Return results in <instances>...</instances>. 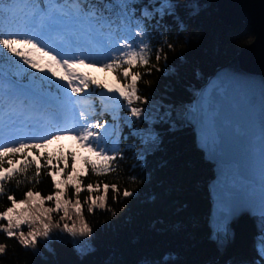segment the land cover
I'll return each instance as SVG.
<instances>
[{
    "label": "trees",
    "instance_id": "1",
    "mask_svg": "<svg viewBox=\"0 0 264 264\" xmlns=\"http://www.w3.org/2000/svg\"><path fill=\"white\" fill-rule=\"evenodd\" d=\"M217 4L218 0H136L152 33L150 64L131 69L141 73L137 86L142 100L132 106L142 112L132 116L122 100L123 147L115 170L98 176L84 161L77 165L75 176L82 189L78 196L74 184L63 183L71 174L69 162L67 168L44 165L41 176L32 166L10 181L0 196V214L13 206L9 196L17 201V212L22 211L19 201L27 198L28 191L36 202L52 195L53 201L44 200L46 208H55L57 191L62 192V202L72 203L67 205L68 216L53 212L50 221L45 217L31 223L33 231L42 232L43 223L51 229L48 237L38 236L34 244L19 241V232L27 235L29 225L13 229L17 235L8 237L7 220L0 219V245L5 248L0 264H211L217 260L209 227V183L214 172L197 149L185 115L207 80L254 38L245 24L227 27ZM101 78L113 80L111 88L125 83L122 73L118 77L111 69L102 70ZM89 104L92 107L91 100ZM53 177L61 182V189L55 188ZM104 184L116 185L119 193L110 187L105 194ZM125 190L132 194L124 197ZM101 195H106L105 207H99L98 201L93 206L91 201ZM77 199L80 214L74 207ZM81 221L90 232L79 233ZM65 224H74L76 234L65 231Z\"/></svg>",
    "mask_w": 264,
    "mask_h": 264
},
{
    "label": "water",
    "instance_id": "2",
    "mask_svg": "<svg viewBox=\"0 0 264 264\" xmlns=\"http://www.w3.org/2000/svg\"><path fill=\"white\" fill-rule=\"evenodd\" d=\"M220 20L253 41L219 67L185 115L212 166L211 264L264 261V0H218Z\"/></svg>",
    "mask_w": 264,
    "mask_h": 264
},
{
    "label": "snow or ice",
    "instance_id": "3",
    "mask_svg": "<svg viewBox=\"0 0 264 264\" xmlns=\"http://www.w3.org/2000/svg\"><path fill=\"white\" fill-rule=\"evenodd\" d=\"M11 7L8 8L7 13L4 8V0H0V46L7 49L8 52L14 54L16 57L20 58L24 65H27L31 69H35L39 72L50 73L51 77L56 78L59 81L64 82L62 85L66 89H70L72 94H79L85 91L89 85H96L97 87L106 88L108 92H113L118 95L120 99L125 101L130 110V114L135 117L141 115L142 109L133 107V103L136 101H141L142 98L138 95V81L141 79L140 72H132L131 69L137 66H147L150 64V53L148 51V46L141 44L138 49L133 48L130 43L125 41L120 47L121 49H127V51H120L115 57L109 58L108 62L99 64L103 67L105 71L112 70L114 73L120 76L122 73V78L125 83L116 88H109L107 85H100L98 82L88 75L79 72L78 65H83L88 63L87 59L81 56H65L60 53L53 54L51 48H46L39 41L35 40L32 35H29L27 30L34 27L35 18L29 16L26 11L27 5L25 0H8ZM19 5H24V7H18ZM5 20L8 21L9 25H15L17 30L12 31L11 29L5 30ZM20 29H24L21 31ZM141 35V33H137ZM171 47V45H169ZM157 61L160 59L159 52L156 55ZM93 66H97L96 61L91 62ZM126 66V67H125ZM150 71V69H149ZM119 83V79L117 81ZM81 119L87 120V117L83 112L80 113ZM106 127L105 124L96 123H86L81 127L80 130L71 128H57L56 131L50 136H45L39 138V142H18L11 145L0 143V169H4L5 157L10 154L15 153H25V150L32 151L34 149L45 148L53 140H60L61 135H72V138L81 144L82 147H86L89 152L93 153L96 157L95 160L85 158V165H87L91 172L96 175H102L114 171V163L116 161L117 154L115 151H109L106 147L101 146V132L98 131L101 128ZM95 129V130H94ZM68 156L71 157V174L63 183L65 185L74 184L75 193L77 196L82 191L79 180L76 178L77 173L76 168V155L75 153L69 152ZM60 160L64 162V168H67L68 160L66 157L61 155ZM11 160L8 161L11 164ZM33 163V162H29ZM51 160H48L46 164H51ZM59 163V161L57 162ZM55 168L56 166L53 165ZM64 168L57 169L60 172L64 171ZM24 169H21L23 171ZM13 169L8 168L0 171V181L8 180L13 175ZM41 167L39 164L36 166V172L39 174ZM51 175V173H49ZM54 186L57 189H61V182L55 181L53 177ZM99 185H97V188ZM118 194L119 190L116 185L109 186L108 184L103 185L104 193L109 191V188ZM89 192H92L93 186L91 184L87 185ZM3 191V187L0 186V192ZM132 193L125 190L123 192L124 197H128ZM61 191H57L55 194V208H46L43 206L44 200L53 201V196L48 195L46 198L41 197L39 202L33 200L34 193L28 191L26 193V199L19 201V206L22 207V211L17 212V201L9 196V200L12 201V207H9L5 212L0 214V219L7 220V227L4 231L7 233L8 237H13L17 235L16 231L19 230L22 225H29V232L27 235L23 231L19 232V241L22 245L34 244L38 236L48 237L50 232V224L43 223V231L31 230V223L37 221L43 222V219L51 220V214L53 212L63 211L64 216H68L67 205L72 203L71 200L61 201ZM36 197H40V193H35ZM99 202V207H105L106 195L98 196L95 200L91 201V204L97 205ZM75 210L77 214L81 213V205L79 199L75 201ZM88 211L93 212V207H89ZM15 213V218L13 216ZM59 226V225H57ZM64 230L75 235L76 228L73 224L71 227L68 224L64 225ZM86 232H90V229L86 223L81 221L79 228V233L83 235ZM4 246L0 245V253H4Z\"/></svg>",
    "mask_w": 264,
    "mask_h": 264
},
{
    "label": "flooded vegetation",
    "instance_id": "4",
    "mask_svg": "<svg viewBox=\"0 0 264 264\" xmlns=\"http://www.w3.org/2000/svg\"><path fill=\"white\" fill-rule=\"evenodd\" d=\"M259 264H264V261H263V262H261V263H259Z\"/></svg>",
    "mask_w": 264,
    "mask_h": 264
}]
</instances>
